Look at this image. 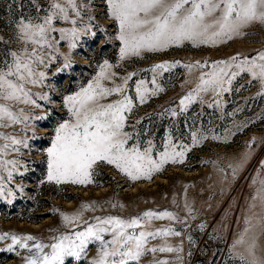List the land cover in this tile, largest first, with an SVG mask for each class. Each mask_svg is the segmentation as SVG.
<instances>
[{
  "label": "rangeland",
  "instance_id": "1",
  "mask_svg": "<svg viewBox=\"0 0 264 264\" xmlns=\"http://www.w3.org/2000/svg\"><path fill=\"white\" fill-rule=\"evenodd\" d=\"M40 2L44 4V0ZM87 14L93 15V23L106 31L93 28L97 32L95 37H81L77 48L71 50L72 68L57 73V68L63 64L62 59L58 60L48 70L46 84L49 87L32 89L33 92L49 94V102L37 101L43 105L42 108L24 104L15 106L17 109L23 108L30 116L47 118L28 122L42 139H29L28 148L21 147L19 153L4 157L20 161L11 177L10 166L0 168V185L4 188V195L0 196V235L9 233L7 238L0 240V249H7L11 244V235H33L39 241L51 243L53 236L71 231L65 227L61 213L72 214L80 210L83 203L96 202L103 207L86 211L85 218L91 220L96 215L130 218L149 210L170 211L178 216L179 221L164 219L152 222L154 229L172 227L181 232L179 237H158L150 241L149 246L161 245L165 240L172 246H182L183 250L179 253L155 254L156 258L167 260L169 264H242L239 256L246 255L245 246L237 245L233 249L232 245L246 227L249 232L245 239L255 235L256 255L264 257V233L257 223L259 201L255 202L256 208L249 207L260 187V180L264 179V166L261 164L264 161V95L259 94L264 93V87L250 73L243 72L233 81L231 91L219 98V106L213 103V94L208 93L202 94L203 103L198 99L187 111L180 113L179 110V100L195 87L200 71L211 70L213 62L229 60L233 56L238 57L237 62L245 58L251 60L259 52H264V24L248 25L241 30V35L231 39L225 37L223 42L214 45L193 46L186 42L164 51L143 52L140 56H128L121 60L122 45L115 38L118 29L108 16L106 0H91V9ZM36 15L31 0H0V36L5 41L9 40L14 33L16 20L21 16ZM68 26L57 24V27ZM56 36L59 39L58 33ZM17 47L15 43H0V58L10 48L14 50ZM60 51L69 52L68 42H61ZM105 60L113 65L111 70L117 73L116 83H120L121 78L129 73H136L128 81L126 92L135 105L128 114L125 128V131L133 133L129 145L137 143V134L140 143L151 139L154 144L153 157L158 159L170 135L178 150L181 144L187 145L189 150L182 163L165 164L163 170L154 173L151 180L132 182L113 166L100 164L95 169L93 183L87 186L48 182L44 150L50 146L55 127L69 119L64 97L86 87ZM165 61H180V64L162 75H156L157 83L165 89L163 92L149 96L143 104L139 103L136 84L144 80L147 87L152 88L150 81L154 74L151 69ZM196 61H207L208 67L193 69L189 73L184 65ZM105 83L112 86L110 82ZM118 98L114 95L109 101ZM209 103H213V107H208ZM166 109H176L178 115L173 117ZM24 128L25 124L21 123L0 128V132L31 137L33 129L24 132ZM193 132L207 139L194 145ZM245 153L248 158L234 177L229 164L240 162ZM254 180L256 183H253ZM18 186L23 187V192L19 191ZM9 190L14 195L9 196ZM112 203L123 204L124 208H112ZM254 213L257 215L254 216ZM247 218H251V225L245 223ZM200 225H204L203 229ZM28 243L31 245L33 242ZM97 248V244L90 245L86 256L79 261L66 258V264H90L97 254ZM27 255L28 250L17 245L13 251H0V264H25L24 257ZM152 260L153 255L148 254L140 264H152Z\"/></svg>",
  "mask_w": 264,
  "mask_h": 264
},
{
  "label": "snow or ice",
  "instance_id": "2",
  "mask_svg": "<svg viewBox=\"0 0 264 264\" xmlns=\"http://www.w3.org/2000/svg\"><path fill=\"white\" fill-rule=\"evenodd\" d=\"M31 2L37 15L21 16L16 20L14 33L9 40L5 41L0 36V43L18 45L14 50L10 48L0 58V128L6 129L23 123L25 128L22 131L33 129L31 137L0 132V168L10 166L9 177L20 161L4 157L10 153H19L21 147L28 148L29 139H42L28 122L47 118L30 116L23 108L17 109L15 106L24 104L42 108L43 105L37 101L49 102V94L43 91L33 92L32 89L49 87L46 84L48 70L58 60L62 59L63 64L57 68V73L72 68L71 50L77 48L81 37H95L97 32L93 28L106 31L93 23V15L87 14L91 9V0H44V4L40 0ZM106 3L108 16L118 29L115 38L122 45L121 60L128 56H140L143 52L164 51L186 42L193 46L214 45L223 42L225 37L231 39L241 35V30L248 25L264 24V0H106ZM59 23L70 26L57 27ZM62 41L68 42L69 52L60 51ZM237 60L238 57L233 56L229 60L215 61L210 66V71H200L196 76L195 87L179 100L180 113L187 111L198 99L203 103L202 94H213V103L219 106V98L231 91L233 81L243 72L250 73L264 87V52H259L251 60ZM178 64L180 61H165L154 65L151 69L154 75L150 81L153 87H147L144 80L136 84L139 103L143 104L149 96L163 92L165 89L157 83L156 75H162ZM112 67L105 60L86 87L64 97L69 119L55 127L50 146L44 150L48 182L87 186L93 183L95 169L100 164L113 166L132 182L151 180L153 174L161 172L165 164L183 162L188 146L181 144L178 150L170 135L164 151L158 154V159L153 157L154 144L151 139L140 143L137 134V143L129 145V141L133 140V133L125 131V128L128 114L135 105L133 98L126 92L128 81L136 73H129L121 78L120 83H116L117 73L111 70ZM184 67L192 73L193 69L208 67V63L196 61ZM105 82H110L112 86H107ZM114 95L120 98L109 101ZM213 103H209L208 107H213ZM165 111H170L173 117L178 115L176 109ZM203 139L207 137H198L196 132L192 133L194 145ZM247 158L248 154L245 153L240 162L229 164L234 177ZM261 164L264 166V161ZM18 187L23 192V187ZM7 194L14 195L11 190ZM3 195L4 188L0 185V196ZM252 199L250 209L256 208L255 202L259 201L257 223L264 233V179L260 180V187ZM117 206L124 208L123 204H111L112 208ZM102 207L96 202L83 203L75 213H61L65 227L71 231L69 234L53 236L51 243L39 241L33 235H11V244L0 251H13L18 245L29 252L24 257L25 264H66V258L79 261L86 256L90 245L97 244V254L90 264H140L141 259L148 254L153 255L152 264H169L167 260L156 258L155 254L179 253L183 250L182 246H172L166 240L161 245L149 246L150 241L158 237L181 236V232L172 227H152L154 220L179 221L180 218L173 212L149 210L130 218L119 215H96L91 220L85 218L86 211ZM245 223L251 225V218H247ZM200 227L203 229L204 225ZM248 232L249 228L246 227L234 241L232 248L235 249L237 245L245 246L246 255L239 256L242 264H264V257L256 255L257 237L253 235L246 240ZM8 236L9 233L5 232L0 235V240ZM188 239L191 241V236ZM30 241L33 242L31 245L28 243ZM46 249L50 251H45Z\"/></svg>",
  "mask_w": 264,
  "mask_h": 264
}]
</instances>
